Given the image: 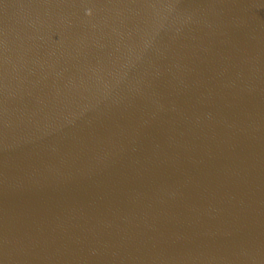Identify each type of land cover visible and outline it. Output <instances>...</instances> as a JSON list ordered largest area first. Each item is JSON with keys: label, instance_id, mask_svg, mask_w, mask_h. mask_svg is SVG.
Listing matches in <instances>:
<instances>
[{"label": "water", "instance_id": "obj_1", "mask_svg": "<svg viewBox=\"0 0 264 264\" xmlns=\"http://www.w3.org/2000/svg\"><path fill=\"white\" fill-rule=\"evenodd\" d=\"M0 264H264V0H0Z\"/></svg>", "mask_w": 264, "mask_h": 264}]
</instances>
